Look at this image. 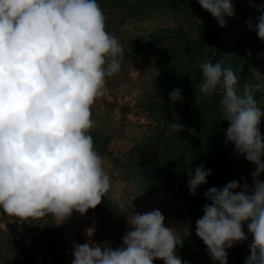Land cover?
Masks as SVG:
<instances>
[{"label": "clouds", "instance_id": "obj_1", "mask_svg": "<svg viewBox=\"0 0 264 264\" xmlns=\"http://www.w3.org/2000/svg\"><path fill=\"white\" fill-rule=\"evenodd\" d=\"M197 2L221 27L225 14H234L231 0ZM259 11L255 23L246 24L264 41V5ZM123 58V46L106 30L97 0H0V210L5 214L20 221L51 215L60 224L74 212L84 215L101 204L112 184L90 135L95 127L91 106L107 80L119 74ZM199 67V93L211 97L222 90L218 111L219 119L229 123L226 142L255 170L251 188L233 180L208 189L195 234L219 264H228L227 249L250 235L245 264H264V136L259 127L264 111L250 85L238 91L231 68L211 60ZM181 91L172 90L169 99L181 100ZM173 117L168 134H197L174 111ZM211 174L203 163L189 170L190 194ZM113 203L127 210L115 198ZM126 220L129 229L115 249L92 241L95 229H86L89 241L73 243L72 264H187L177 253L184 239L166 226L160 210L134 212Z\"/></svg>", "mask_w": 264, "mask_h": 264}, {"label": "rangeland", "instance_id": "obj_2", "mask_svg": "<svg viewBox=\"0 0 264 264\" xmlns=\"http://www.w3.org/2000/svg\"><path fill=\"white\" fill-rule=\"evenodd\" d=\"M97 2L106 30L124 50L119 74L107 80L103 95L91 106L95 127L90 135L112 187L95 209L84 215L74 212L60 224L51 215L20 221L0 210V264H72V245L89 241L88 228L95 229L92 241L115 249L122 246L129 229L126 219L134 212L156 209L166 226L184 239L183 248L177 247L183 261L219 264L195 234L196 220L208 202L205 193L233 180L251 188L255 165L226 142L229 123L219 119L218 111L222 90L211 97L199 93V65L211 60L231 68L238 77V91L250 85L264 111V41L246 24L255 23L264 0H231L234 14H225L224 27L197 0ZM177 88L182 99L173 103L169 93ZM173 111L186 129L194 128L197 134L188 130L168 134ZM259 127L264 136V116ZM201 163L212 174L191 195L187 173ZM260 179L264 181V173ZM114 198L127 210L122 212ZM251 240L249 235L244 243L227 249L228 264H245Z\"/></svg>", "mask_w": 264, "mask_h": 264}]
</instances>
